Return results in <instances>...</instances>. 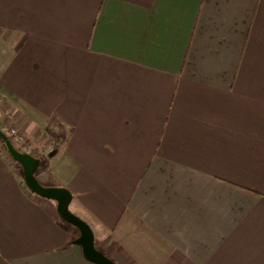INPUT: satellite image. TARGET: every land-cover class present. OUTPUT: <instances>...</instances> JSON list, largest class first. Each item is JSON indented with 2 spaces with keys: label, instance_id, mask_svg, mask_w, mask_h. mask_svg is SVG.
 <instances>
[{
  "label": "crops",
  "instance_id": "obj_1",
  "mask_svg": "<svg viewBox=\"0 0 264 264\" xmlns=\"http://www.w3.org/2000/svg\"><path fill=\"white\" fill-rule=\"evenodd\" d=\"M6 113L116 264H264V0H0ZM0 264H95L1 150Z\"/></svg>",
  "mask_w": 264,
  "mask_h": 264
},
{
  "label": "water",
  "instance_id": "obj_2",
  "mask_svg": "<svg viewBox=\"0 0 264 264\" xmlns=\"http://www.w3.org/2000/svg\"><path fill=\"white\" fill-rule=\"evenodd\" d=\"M0 137L5 141L13 158L22 165L25 181L30 189L40 196L55 200L61 217L79 229L80 235L75 239V243L82 247L84 256L95 264H116L112 258L96 247L95 235L89 223L71 210V192L64 186L43 185L35 175L36 159L30 153L19 150L2 130H0Z\"/></svg>",
  "mask_w": 264,
  "mask_h": 264
},
{
  "label": "trees",
  "instance_id": "obj_3",
  "mask_svg": "<svg viewBox=\"0 0 264 264\" xmlns=\"http://www.w3.org/2000/svg\"><path fill=\"white\" fill-rule=\"evenodd\" d=\"M0 141L2 143H4V145H5V141L1 137H0ZM31 155L36 159V162H37V169H36V172H35V175L37 176L38 175V171L41 169V167H42V165H43V163L45 161V157H43L41 155H38L36 153H31ZM12 167H13L14 171L22 177L23 188H24L25 192H27L31 196L37 195L27 185V183L25 181L24 169H23L22 165L16 159H14V158H13ZM41 183L43 185H45V186H61V184L52 175V173H50L49 179H48V181L46 183H43V182H41ZM69 226H70V229H71V235L73 237V240L77 239L79 237V235H80L79 229L76 226H74V225H72L70 223H69Z\"/></svg>",
  "mask_w": 264,
  "mask_h": 264
},
{
  "label": "built area",
  "instance_id": "obj_4",
  "mask_svg": "<svg viewBox=\"0 0 264 264\" xmlns=\"http://www.w3.org/2000/svg\"><path fill=\"white\" fill-rule=\"evenodd\" d=\"M2 123V131L12 140L14 145L17 148H20L23 152L26 153H32L33 152V146L29 142L28 139H26L16 128V126L13 124L11 117L8 113L5 114ZM5 156V155H4Z\"/></svg>",
  "mask_w": 264,
  "mask_h": 264
},
{
  "label": "rangeland",
  "instance_id": "obj_5",
  "mask_svg": "<svg viewBox=\"0 0 264 264\" xmlns=\"http://www.w3.org/2000/svg\"><path fill=\"white\" fill-rule=\"evenodd\" d=\"M2 109V108H1ZM4 121H1L0 120V130H2L1 126H2V123ZM19 150H21L20 148H18ZM0 150L2 151V153L5 155L7 161L9 163H13V156L11 155V153L8 151V149L6 148V146L4 145V143H2L0 141ZM22 151V150H21ZM22 178V177H21Z\"/></svg>",
  "mask_w": 264,
  "mask_h": 264
}]
</instances>
